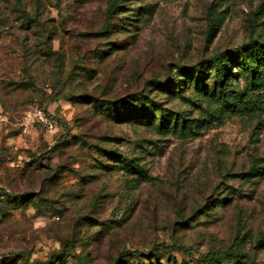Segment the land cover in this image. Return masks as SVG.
I'll list each match as a JSON object with an SVG mask.
<instances>
[{
	"label": "rangeland",
	"instance_id": "obj_1",
	"mask_svg": "<svg viewBox=\"0 0 264 264\" xmlns=\"http://www.w3.org/2000/svg\"><path fill=\"white\" fill-rule=\"evenodd\" d=\"M111 1L0 0V264H264V0Z\"/></svg>",
	"mask_w": 264,
	"mask_h": 264
},
{
	"label": "trees",
	"instance_id": "obj_2",
	"mask_svg": "<svg viewBox=\"0 0 264 264\" xmlns=\"http://www.w3.org/2000/svg\"><path fill=\"white\" fill-rule=\"evenodd\" d=\"M128 0H112L109 3V6L107 8V16H113V13L115 11L121 10V8L124 6V3ZM107 25V23H106ZM105 30H103L101 33H104ZM235 55L229 56L228 55H216L208 60V62L205 64L210 69L213 66V75H212V83L215 87L219 88L218 93L219 95H225V87L226 84H231V79L234 75L233 72V66L240 67V71L247 76L251 77V81L253 84H256L257 82L264 81V43L254 37H251V39L244 43L242 46L239 47V49L234 52ZM228 56V57H227ZM196 72H200V69H197ZM196 84L199 86H203L202 81H196ZM68 95V94H67ZM82 99H94L93 96H91L89 93L83 94ZM131 96H128V98ZM141 105L143 107H146V102L144 99H141ZM151 103H154L153 100H150ZM97 105H104L108 107H120L122 104H129V100L127 98H123L120 100L112 101L110 99H101L98 100ZM100 103V104H99ZM157 106V105H156ZM150 107V106H149ZM158 107V106H157ZM160 109V117L165 120V117L168 116V109H163L161 106L158 107ZM139 115V114H138ZM145 116H143L144 118ZM121 121H124L122 119ZM147 124V123H145ZM152 124V123H151ZM127 164H125V167H130L131 165L136 164L135 162L126 161ZM132 168V167H131ZM4 197V196H3ZM37 196H35L36 198ZM181 249V248H180ZM187 251V250H185ZM132 254H135L132 253ZM213 255V254H210ZM218 255V254H217ZM16 257H20L22 259V254H16ZM19 259V260H20ZM10 260V259H9ZM16 259H13V262L17 263L15 261ZM12 262L8 263L11 264ZM48 263V262H47Z\"/></svg>",
	"mask_w": 264,
	"mask_h": 264
},
{
	"label": "built area",
	"instance_id": "obj_3",
	"mask_svg": "<svg viewBox=\"0 0 264 264\" xmlns=\"http://www.w3.org/2000/svg\"><path fill=\"white\" fill-rule=\"evenodd\" d=\"M35 115L40 121L46 123L51 130L56 127L55 122L49 116H47L42 109H37ZM1 126H2V118L0 117V128Z\"/></svg>",
	"mask_w": 264,
	"mask_h": 264
}]
</instances>
